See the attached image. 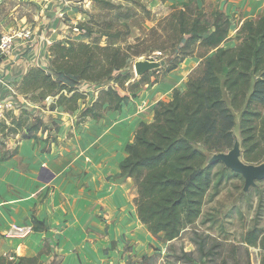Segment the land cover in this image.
Instances as JSON below:
<instances>
[{
  "label": "trees",
  "instance_id": "1",
  "mask_svg": "<svg viewBox=\"0 0 264 264\" xmlns=\"http://www.w3.org/2000/svg\"><path fill=\"white\" fill-rule=\"evenodd\" d=\"M123 1L114 4L96 0L103 6L124 7L122 15L125 17L135 5L146 8V2L141 3V0ZM94 18L92 14L88 21L77 22L76 26L85 29L86 34L97 32L105 36L106 44L101 45L100 38L89 42H55L49 48L54 73L76 76L97 85L125 69L130 57L143 55L139 50H130L131 44L123 46L124 33L117 22L104 19L96 23L95 28ZM171 18L174 22L170 23L169 37L172 51L177 50V53L170 57L164 72L173 70L191 56L193 45L212 28L210 20L190 6L173 12ZM125 23L122 26L127 27ZM236 39L235 46L217 47L206 57L202 65L190 73L185 90L174 88L171 100L157 102L152 121L138 125L133 142L126 145L127 155L119 164L120 175L130 177L137 188L138 219L150 233L166 241L178 237L200 217L205 197L216 185L213 168L218 162H209V154L232 148L238 115L242 159L250 163L264 155V14L244 20ZM147 79V75H143L133 83L137 89L132 93L138 90L139 82H148ZM62 90L72 92L68 110L79 109L77 100L81 96L74 88L67 89L45 68L34 66L21 79L19 93L29 97L30 93L37 92L35 101L40 102L49 95H59L55 105L60 106L66 99ZM127 98L112 87L100 90L97 99L81 109L80 117L98 119L107 110H120ZM12 114H9L8 124L0 125L3 135L0 143L11 133L25 129V120ZM32 222L34 231L44 229L35 218ZM244 241L260 249L259 264H264V231L252 228L245 234ZM0 264L44 263L39 255L13 254L12 259L0 256Z\"/></svg>",
  "mask_w": 264,
  "mask_h": 264
},
{
  "label": "crops",
  "instance_id": "2",
  "mask_svg": "<svg viewBox=\"0 0 264 264\" xmlns=\"http://www.w3.org/2000/svg\"><path fill=\"white\" fill-rule=\"evenodd\" d=\"M184 1L189 0H167ZM206 1L217 5L229 20H236L237 24L230 23L228 37L233 35L231 27L235 33L244 20L264 14V0ZM70 3L77 2H57L35 27L36 43H19L1 62L0 99L13 103L16 97L23 99L10 86H16L44 52L49 54L47 41L62 37L65 21L48 15L75 9ZM66 22L71 25L74 20ZM25 26L30 25L22 23L12 29ZM200 60L185 58L161 81L141 88L120 110H107L98 119L80 117L77 109L73 116H63V112L60 123L54 119L50 132L45 127L29 135L23 128L8 135L0 143V256L39 255L44 264H117L126 246L138 241L136 228L146 229L136 213L137 188L130 177L120 175L126 145L133 142L141 122L153 119L159 100H171L174 88L186 89L188 76ZM143 95L150 97V103L139 109ZM33 218L44 229L23 239L3 237L12 224L32 225Z\"/></svg>",
  "mask_w": 264,
  "mask_h": 264
},
{
  "label": "rangeland",
  "instance_id": "3",
  "mask_svg": "<svg viewBox=\"0 0 264 264\" xmlns=\"http://www.w3.org/2000/svg\"><path fill=\"white\" fill-rule=\"evenodd\" d=\"M61 1L64 0H0V31L11 30L13 26H19L22 23L35 28L37 24H40L41 18L51 11L57 2L60 3ZM106 1L114 4L124 3L123 0ZM75 2L77 3H70L75 9L68 8L67 12L62 11L59 14L48 15L49 18L61 16L67 25L60 30L62 37L59 36L55 41H47L48 53L49 48L55 42L66 43L69 40L89 42L100 38V44L105 45L107 41L105 36H100L97 32L91 35H79L66 22V20L72 19L74 22L71 24L88 21L94 14L93 26L95 28L98 27L96 23L101 20H114L124 33L123 46L131 44L130 50H139L143 54L130 57L125 69L116 71L111 79L97 85L84 82L76 76L54 73L51 70L53 57L50 53L44 52L40 62L29 66L27 72L34 66L45 68L46 72L50 73L57 83L64 84L67 89L74 88V91H77L81 96L77 100L80 111L97 99L100 90L108 87L118 90L121 95H126L128 97L127 103L136 97L141 88L150 87L149 81L155 79L161 81L169 72H164L167 65L160 69L162 72L150 71L145 73L148 82H139L138 90L133 94L132 92L137 89L133 83L142 77L135 75L133 62L140 56L152 58H165L169 55L173 58L175 56L177 50L172 51V40L169 37L172 33L170 23L174 22L171 15L184 6L194 8L197 14L206 16L212 24V28L203 34L200 41L192 47L191 56L195 59L196 57L201 59L195 69H198L206 57L212 55L217 47L229 48L238 43L237 31L234 33V27H231L230 32L233 34L232 37H228L230 23L237 24L236 20L234 18L229 20L223 12L218 10L217 5L206 0H203L202 3L199 2L200 4L195 0L177 3H168L167 0H141V3L146 2V8L141 9L139 5H135L127 17L122 15V12L126 10L124 7L103 6L98 4L96 0H75ZM122 23L127 24V27L122 26ZM39 27L38 25V31ZM114 27L117 28L115 25ZM231 40L236 41L231 44ZM21 79L16 86H10L11 91L14 90L23 98L16 97L14 104L18 109L13 112L12 116L25 120L24 126L27 131H23L25 134H36V131L43 130L45 127L50 132L56 120L57 123H60L59 120L62 119L63 112H66V115L63 116H67V114L73 116L78 113L79 109L75 112L68 110L72 104L71 101H68L72 92L62 90L66 99L60 106L55 105L59 95H49L41 102L35 101L37 92L30 93L29 97H24L19 93ZM117 79L119 80L116 81ZM149 98V96L143 95L139 109L150 103ZM9 114L7 117L10 121ZM238 122L239 115L234 132L235 140L240 143ZM229 149L230 147L227 148V150ZM214 153L216 152L209 154V159ZM263 161L264 155L259 160L250 163L258 164ZM213 172L215 173L216 185L208 191L201 215L194 223L185 227L178 237L169 241L162 239L161 236L153 235L141 225L144 230L142 231L138 226L136 228L138 241L133 245L126 246L117 264H259L260 249L255 246H248L244 237L252 228L264 231V178L257 180L255 185L245 189L243 176L225 167L223 163H216Z\"/></svg>",
  "mask_w": 264,
  "mask_h": 264
},
{
  "label": "built area",
  "instance_id": "4",
  "mask_svg": "<svg viewBox=\"0 0 264 264\" xmlns=\"http://www.w3.org/2000/svg\"><path fill=\"white\" fill-rule=\"evenodd\" d=\"M70 27L79 35L86 34L85 29H79L76 24H71ZM35 38L36 32L35 28H32V26L0 31V64L5 58L12 55L19 43L25 46H32L33 43H36ZM15 106L16 105L10 100L4 98L0 99V125L9 121L7 114L13 112ZM33 232V225L12 224L3 232V237L23 239ZM8 257L12 259L13 254H9Z\"/></svg>",
  "mask_w": 264,
  "mask_h": 264
},
{
  "label": "water",
  "instance_id": "5",
  "mask_svg": "<svg viewBox=\"0 0 264 264\" xmlns=\"http://www.w3.org/2000/svg\"><path fill=\"white\" fill-rule=\"evenodd\" d=\"M170 55L165 58H152L140 56L133 62L135 75L143 76L150 71H159L169 61ZM209 162H221L225 167L240 173L244 178L245 189L256 184L264 178V161L258 164L245 162L241 157L240 143L234 140L232 148L227 151L214 153Z\"/></svg>",
  "mask_w": 264,
  "mask_h": 264
}]
</instances>
